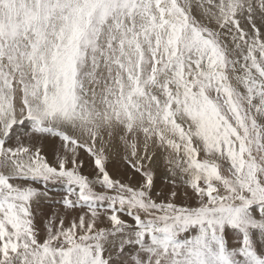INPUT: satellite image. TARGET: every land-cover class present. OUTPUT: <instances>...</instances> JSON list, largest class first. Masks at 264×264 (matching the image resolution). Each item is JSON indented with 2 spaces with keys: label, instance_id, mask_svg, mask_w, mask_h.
Instances as JSON below:
<instances>
[{
  "label": "snow or ice",
  "instance_id": "snow-or-ice-1",
  "mask_svg": "<svg viewBox=\"0 0 264 264\" xmlns=\"http://www.w3.org/2000/svg\"><path fill=\"white\" fill-rule=\"evenodd\" d=\"M0 264H264V0H0Z\"/></svg>",
  "mask_w": 264,
  "mask_h": 264
},
{
  "label": "rangeland",
  "instance_id": "rangeland-1",
  "mask_svg": "<svg viewBox=\"0 0 264 264\" xmlns=\"http://www.w3.org/2000/svg\"><path fill=\"white\" fill-rule=\"evenodd\" d=\"M23 139V137H22ZM15 137H13V140L10 141L9 143H15ZM55 145L56 147L59 146V141H55ZM43 154L46 155V157L49 159V161H53V158H54V152H53V147H52V143H51V140H46L43 142ZM123 163L118 160V159H114L112 161H110L109 165H111V167L113 168V166L115 167V171H117L118 169H120L121 171L123 170L122 168V165ZM162 165V166H161ZM90 168V167H88ZM157 176L159 177H162V178H166V174H165V170H164V165L163 163H161L159 165V167L157 168ZM156 179H158V177H156ZM158 183V181H156V184ZM37 187H41L40 185H36ZM51 192L53 193H57V192H63V187L60 186V185H57L56 187H51L50 186V189H49ZM45 202V203H44ZM59 205H56V204H52L48 201H42L41 203V208H42V211L45 213V214H48V210H49V213L53 212V211H56L59 209ZM52 209V210H51ZM38 219L42 220L43 219V216L39 217ZM228 239H229V242L232 243V244H235L237 242V234L231 230H229V235H228Z\"/></svg>",
  "mask_w": 264,
  "mask_h": 264
},
{
  "label": "crops",
  "instance_id": "crops-1",
  "mask_svg": "<svg viewBox=\"0 0 264 264\" xmlns=\"http://www.w3.org/2000/svg\"><path fill=\"white\" fill-rule=\"evenodd\" d=\"M123 165V164H122ZM162 166V165H161ZM124 165L122 166V168L124 169ZM156 177H158V179H156V181H158V183L156 184V190H160V189H167V185L165 184V179L162 177H159L156 175ZM166 177V176H165Z\"/></svg>",
  "mask_w": 264,
  "mask_h": 264
},
{
  "label": "bare ground",
  "instance_id": "bare-ground-1",
  "mask_svg": "<svg viewBox=\"0 0 264 264\" xmlns=\"http://www.w3.org/2000/svg\"><path fill=\"white\" fill-rule=\"evenodd\" d=\"M109 169H110V171L111 172H113V174H116V171H115V167L113 166V168L111 167V165H109ZM120 170V169H119ZM85 174H88V173H90L91 171H92V169L91 168H88V167H86L85 168ZM51 192V191H50ZM45 203V202H44ZM52 210V209H51ZM48 213H49V210H48Z\"/></svg>",
  "mask_w": 264,
  "mask_h": 264
}]
</instances>
